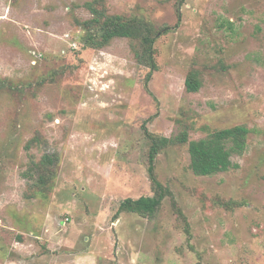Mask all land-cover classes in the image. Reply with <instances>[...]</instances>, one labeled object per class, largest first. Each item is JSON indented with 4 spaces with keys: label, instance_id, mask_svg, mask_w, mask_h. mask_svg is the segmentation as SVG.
Segmentation results:
<instances>
[{
    "label": "rangeland",
    "instance_id": "rangeland-1",
    "mask_svg": "<svg viewBox=\"0 0 264 264\" xmlns=\"http://www.w3.org/2000/svg\"><path fill=\"white\" fill-rule=\"evenodd\" d=\"M91 1L0 0V264H264V0H104L161 31L148 84L129 39L84 45ZM241 124L234 167L196 175L189 142L169 145L155 172L175 201L119 211L154 194L146 130ZM45 154L58 175L36 194L24 172Z\"/></svg>",
    "mask_w": 264,
    "mask_h": 264
},
{
    "label": "trees",
    "instance_id": "trees-1",
    "mask_svg": "<svg viewBox=\"0 0 264 264\" xmlns=\"http://www.w3.org/2000/svg\"><path fill=\"white\" fill-rule=\"evenodd\" d=\"M92 18L84 22L89 33L84 37V45L92 48H103L115 38H127L132 43V49L138 64L148 67L146 83L154 72L159 70L156 59L155 43L161 31H157L147 19L121 14H110L104 0H93L87 3ZM202 86L200 74L193 70L186 80L188 92H198ZM250 129L246 125H235L217 129L208 136L189 140V132L181 131L176 137H158L146 130L151 138L149 152V174L154 194L138 199L127 198L121 204L119 211L139 213L145 216L154 215L167 197L174 200L172 190L165 186L156 175L155 163L157 156L169 145L186 144L189 142L191 169L199 176H212L222 170L230 169L236 164L231 162L234 155H242L248 146ZM25 177L33 182L36 194H44L53 189L58 175L59 161L50 154H45L40 161L33 159ZM175 201V200H174Z\"/></svg>",
    "mask_w": 264,
    "mask_h": 264
}]
</instances>
